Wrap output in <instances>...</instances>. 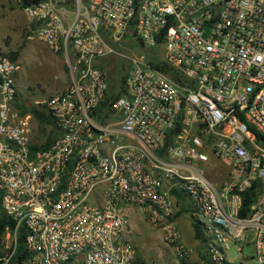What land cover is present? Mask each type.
<instances>
[{
  "label": "built area",
  "instance_id": "obj_1",
  "mask_svg": "<svg viewBox=\"0 0 264 264\" xmlns=\"http://www.w3.org/2000/svg\"><path fill=\"white\" fill-rule=\"evenodd\" d=\"M18 2L27 38L64 54L71 84L34 102L56 134L37 149L21 65L0 52V212L16 223L0 264L21 228L29 264H136L131 207L186 261L177 202L212 264H264V0ZM212 160L229 166L221 181Z\"/></svg>",
  "mask_w": 264,
  "mask_h": 264
},
{
  "label": "rangeland",
  "instance_id": "obj_2",
  "mask_svg": "<svg viewBox=\"0 0 264 264\" xmlns=\"http://www.w3.org/2000/svg\"><path fill=\"white\" fill-rule=\"evenodd\" d=\"M28 20L18 0H0V52L8 54L21 65L19 72L20 100L29 109L34 102L47 99L66 90L71 84V75L63 53L53 52L42 40L28 39ZM26 41V44H25ZM120 65V63H117ZM109 73L114 79L116 68ZM39 121L32 122L37 134H41ZM210 170L214 179H222L229 170L225 163L212 160ZM184 202H177V223L183 243L190 250L189 264H202L205 254L202 243L195 237L192 216ZM131 239L137 248L138 258L145 264H182L174 249L164 240V233L149 222V216L136 207L129 213ZM206 234V233H204ZM206 237L209 240L207 234ZM4 250L5 243H3ZM249 252L245 250L244 253ZM239 246L229 244L227 260L237 263L241 258Z\"/></svg>",
  "mask_w": 264,
  "mask_h": 264
},
{
  "label": "trees",
  "instance_id": "obj_3",
  "mask_svg": "<svg viewBox=\"0 0 264 264\" xmlns=\"http://www.w3.org/2000/svg\"><path fill=\"white\" fill-rule=\"evenodd\" d=\"M37 1V0H33ZM26 44V41H25ZM111 63L114 65V63L111 61ZM110 63V64H111ZM117 76L112 79L110 76L111 73H108L109 75V94L108 99H114L118 98L121 95V90L123 89V80H122V70L120 68L116 69ZM18 107L22 109L23 114L31 113L36 120L39 121V128L41 130L40 136L38 135V138H43L44 143L41 145V147H37V149H47L49 148L56 136L54 128H52V120L51 117L48 115V113L45 110L33 108L29 109L25 105L18 104ZM178 198L182 201H185L184 198L178 194L176 191H174ZM189 212V210H186ZM192 227L194 230L195 237L198 241H200L204 247V249H207L208 244L207 240L203 236L202 228L200 227V224L192 217ZM16 226V223L13 219H11L9 216H7L5 213L0 212V261L4 258L6 255V251L4 250L3 241L4 237L7 233V229L14 231ZM26 232L24 228H21L18 237H17V247L16 251L11 258L10 262L8 264H29V261L31 260V253L27 249L26 245ZM202 261L203 264H212L210 260V256L208 254L202 255ZM182 264H189L185 260H181ZM136 264H145L142 262L139 258L136 262Z\"/></svg>",
  "mask_w": 264,
  "mask_h": 264
},
{
  "label": "crops",
  "instance_id": "obj_4",
  "mask_svg": "<svg viewBox=\"0 0 264 264\" xmlns=\"http://www.w3.org/2000/svg\"><path fill=\"white\" fill-rule=\"evenodd\" d=\"M215 181H221V180H215Z\"/></svg>",
  "mask_w": 264,
  "mask_h": 264
}]
</instances>
